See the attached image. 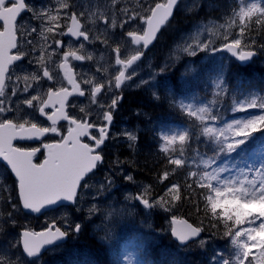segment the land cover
Here are the masks:
<instances>
[{"label":"snow or ice","instance_id":"snow-or-ice-1","mask_svg":"<svg viewBox=\"0 0 264 264\" xmlns=\"http://www.w3.org/2000/svg\"><path fill=\"white\" fill-rule=\"evenodd\" d=\"M177 4L178 0L155 2L154 6L147 5L141 14L124 5L123 0H104L103 5L95 11H77L79 5L71 0H59L56 6L41 9L30 7L26 0H0V163H4L5 169H10L15 178L10 192L0 184V200L4 201L5 207L12 209L6 216L0 212V264H36L34 258L39 257L45 245L63 242L70 235L69 230H62L53 222L43 232L25 228L13 239H8L10 229L16 224L15 212L27 210L40 213L42 210L79 203V190L87 187L86 177L94 175L98 164L103 162L101 146L108 138L106 129L113 120L112 110L122 98L112 89L120 90L126 81L133 79L136 75L133 66L141 61L145 50L157 39V34L172 17ZM234 5L226 13L227 19L223 24L219 27L204 25L202 31L209 33V36L203 40L193 39L183 48V52L196 56L199 51H223L230 53L243 66L251 62L258 51H264V44L257 45L256 38L251 36L254 27L258 34L264 30V0H234ZM26 12L32 13V18L41 22L39 29L36 26L29 29L20 23L22 14ZM82 20H91L93 24L102 21L100 35H90L91 30ZM137 24L140 25L139 30H127ZM116 28L123 30L121 35L132 45L142 47H138L127 58H122L118 43L112 47L115 65L118 66V74L112 79L107 83H98L94 79L78 81L70 59L84 61L92 60L93 57L91 54H79L84 48L83 43L79 49H73L69 43V50L63 52L58 67L63 73V80L72 90L69 91L65 86H49L46 94L38 91L43 87L41 81L56 83V77L47 66L64 47L61 40L55 39L56 36H70L76 40L82 37L83 41L91 43L100 40L107 45L114 35V31L110 30ZM37 32L45 41L49 39L46 34H51L52 43L37 49L33 41L27 39ZM196 35L199 36V33ZM26 59L28 64H36L37 69L27 72L23 68ZM166 68L167 65L161 72ZM129 69L131 73L126 74ZM18 71L24 74L17 75ZM229 71L230 67L222 63L209 77L212 98H205L206 102H185L173 89L166 90L173 98L172 107L199 123L161 129L157 136L159 151L165 154L168 164L175 166L173 172L186 166L191 169L187 172L186 188L189 192L199 190L196 210L203 211L209 228L214 230L208 238H204L201 233L207 229L202 226L203 221L201 226H193L187 220L173 217L170 232L178 242L177 252L190 244L208 248L212 238L221 235L228 243V251L213 249L208 264H264V160L258 166L249 163L241 166V162L253 154L249 151L252 145L258 144L264 150V94L246 88L240 79L229 81ZM81 83L89 85L90 102L107 109L101 112V119L106 122L103 125L97 126L88 118H70L65 112L70 96H85ZM141 84H150V81L141 80ZM106 90L111 92V102L107 105L99 103L97 99ZM153 95L158 98V92ZM13 97L16 99L13 100ZM49 108L53 109L51 114L46 112ZM251 109L261 111L251 112ZM222 110L232 113L230 120L224 119ZM80 111L86 117L90 116L85 108ZM36 112L51 121V125L40 126L38 122H33ZM237 112L244 115L237 116ZM61 119L70 124L66 136L57 128L58 120ZM97 127L99 136L92 135L91 130ZM194 128L199 129L198 134L193 131ZM49 133L60 135V140L43 143L42 148L18 147L13 143L18 140H40ZM125 135L131 142L137 140L131 132ZM82 138H87L89 142H83ZM201 145L206 151L200 150ZM186 152L193 155L186 157ZM38 154L43 155V159L37 162ZM169 174L165 171L162 180L168 179ZM124 179L134 181L131 175H126ZM112 184L110 179L106 185L102 183L97 194H103ZM4 192H8L7 198ZM168 196V199L160 197L154 200L145 188L136 195H126L125 201H138L148 210L163 207L169 211L175 202L184 198L180 185L169 187ZM130 206L135 208L136 204ZM99 212L96 204L89 209L90 216ZM104 216L107 220L112 213H105ZM81 228V224L76 223L71 227V233L79 234ZM100 239L101 243H108L104 237ZM143 250L144 243L141 240L136 244V251L139 253ZM122 260L125 264H146L145 260L134 258L133 253L127 250ZM116 264H120L119 260ZM170 264H179L178 258L173 256Z\"/></svg>","mask_w":264,"mask_h":264},{"label":"rangeland","instance_id":"rangeland-1","mask_svg":"<svg viewBox=\"0 0 264 264\" xmlns=\"http://www.w3.org/2000/svg\"><path fill=\"white\" fill-rule=\"evenodd\" d=\"M58 2L59 0H32L30 1V7H33L35 9L54 7L58 4ZM71 2H75L79 5L77 11H95L97 8L103 5L104 0H71ZM155 2H166V0H123L124 5H126L130 9L141 12V14H143L144 8H146L147 5L151 4L152 6H154ZM196 2L197 0H181L178 5V9L182 11L192 10L194 7L199 8L197 7ZM234 6L235 5L233 1L232 6L229 7L228 12H230L231 8ZM226 19L227 15L224 16L221 20L209 19L194 23L187 31H185L178 37L172 48L168 49L164 55L160 53L156 54L157 58L155 60V65H152L151 60L148 59L145 63L146 68L141 67V69L137 71V74H140L141 77L135 84L138 87V89L136 90L144 89L146 90L145 92L147 94H150L152 97L154 96V92H158V95L161 93L165 94L168 87L166 85V80L164 77L166 74L174 73L175 76L180 78L182 84L184 85V89H190L192 95L191 97H180L184 99L185 102L191 101L193 103H202L206 102L205 98H207V100H210L212 98V88L210 87L209 77L218 70V66L222 63L230 67V65H232L234 62L233 58L226 53L210 51H199L197 52L196 56H190L183 52V48L187 44L192 43L193 39L203 40L209 36V33L202 31L204 25H216L217 27H219V25L223 24ZM21 23L29 29L33 26H36L39 29L41 22L33 19L32 13L29 12V14L22 20ZM82 23H86V27L91 30L90 33L92 36L100 35L99 30L102 28V21L97 24H93L91 20H88L87 22L82 20ZM139 28L140 25L137 24L133 25L127 30H139ZM110 31H114V35L109 39L107 45L101 43L100 40H96L94 43H91L89 49L86 50L87 43L83 41L84 48L81 50L80 54L85 56L91 54L93 59L91 63L88 62L89 60L85 59V62L80 65L81 68L79 69V71L82 79L91 80L92 78L95 81L106 79L105 83H107V81L112 78L111 69L108 63L110 62L111 58L115 57V53H113L111 50L112 47H114L118 43L121 48L122 55L124 51H129L130 54L134 53V51L137 49L136 45H132L126 37L121 35V32L123 30H121L120 28H116L115 30ZM221 31L223 30L221 29ZM197 33H199V36L196 35ZM46 35H48L49 37V34ZM101 38L103 39V37ZM27 39L32 40L33 45L37 49L47 47L49 40L48 39L47 41H45L42 36H40L39 32L33 33L31 36H28ZM55 39H57V37H55ZM218 45L219 41L217 42V46ZM79 46L80 44H78L77 47L79 48ZM25 47L27 46L25 45ZM258 57L264 63V51H262V55ZM55 59V56H53L52 60L47 65L54 76L59 74L58 67L54 64ZM28 65H23V68L27 72H30L28 70ZM166 65V70L164 72H161V69L165 68ZM178 66H180L179 72L177 70ZM168 67L170 68L168 69ZM190 69H194V71H189ZM92 72L97 75H91ZM143 73H146V75H142ZM23 74V71L17 72V75L22 76ZM13 79H15V77H13ZM141 80L150 81V84H141ZM151 85H156V87L153 88ZM201 85H204L205 93L197 88V86ZM87 87H89V85H87ZM146 87L151 91L148 92ZM42 89L43 88H39L38 91L42 92ZM174 92L177 94L176 90ZM8 95L10 96V88L8 91ZM177 96H179V94H177ZM12 99L15 100L16 98L13 97ZM172 99L173 98H171L170 103H166L171 107V109L177 111L178 109L176 110V108L172 107ZM260 111L261 110L259 109L258 111L251 112ZM141 113L145 121L152 120V118L148 116V114H146V111L144 109H141ZM20 114L23 115L22 112ZM221 114L224 116L225 120H230V117L232 115L231 112L224 110H222ZM235 115L242 116L244 115V113L237 112ZM188 119L192 120L193 125L199 123L198 121H195V118ZM130 120L131 116L129 117V122ZM168 120H170L168 114L161 115L159 116L158 121L149 124V129L151 128L154 134L151 139L154 140V145L155 147L157 146L158 149L160 141H158L157 136L161 129L168 130L184 126L174 125V123L172 122L167 125L166 123L170 122ZM157 124L158 126H156ZM139 130V125L132 126L130 125V123H127L120 129L116 130V135L118 137H123V139L121 142L117 141V143L119 144L116 146L115 155H113L111 164L109 165L110 169L108 171L103 170L87 180V187L82 188L79 195V203L77 205H74L72 207H63L55 211L42 214L39 217L26 213L23 210L24 213L27 214L26 217H23L25 221H23L22 223L16 222L13 227L17 230V232L11 231L8 239H13V237H16L19 232H21L25 228L32 231H38L48 228L51 224H53V222H55L57 226L61 227L62 229L69 230L71 238L76 239L81 232L74 235L71 233V227H74L76 223H79L82 226V230L88 227L91 231V234L97 236L99 239L101 237H104L108 241L106 245L111 251L113 260L115 262L119 260L120 264H125V262L122 260V256L125 250L132 252L134 258H137L132 249L134 241L138 243L141 240L144 241L148 238L161 236L165 231L170 232V222L172 218L182 217L180 214L176 213L172 207L169 211H165L163 207H154L151 210H148L140 205L138 201H125L126 195H136L145 188L149 190L150 196L154 200H159L160 197H165V199H168V188L173 185L172 184L168 187L166 186L163 189L160 186H157L156 188L153 186L152 188L150 184H145L144 182H140L136 179H134L133 182L124 179L126 175L132 176V174L131 172L130 174H128L126 168L127 161L129 160H124L120 154V151L123 150L122 145L127 149V153L130 150L132 151L130 155H134V149H136V145L138 144L135 143L133 145L134 142L129 141L125 133L131 132L137 137V132ZM196 130L197 132L199 131L198 128L193 129V131ZM130 144L132 146H130ZM185 155L186 157H191L193 154L186 152ZM261 156L262 154L257 153L256 156L253 157L248 163L258 166ZM117 161H119L120 163H117ZM122 166L126 168V171L123 173V175L116 173L117 168ZM109 179L113 182L112 187L110 189H105L103 194L98 195L97 193L100 190V185L102 183L106 185ZM0 184H3L5 187H7L9 192L13 188L12 186H10V182H7L6 180L3 181L2 178H0ZM155 192H157L158 194H156ZM133 203L136 204L135 208H132L130 206ZM93 204H96V206L100 209V212L90 216L89 209ZM77 208L81 210L77 211ZM109 212L112 213V216L106 220L104 214ZM163 214H168V216H164ZM33 218L36 219L34 223L39 227L38 229L32 228L31 223L33 222ZM19 226L22 227L18 229ZM202 237L208 238L207 235H203ZM63 246L64 245H58L50 249L49 252H58L59 250L63 249ZM253 251L255 252L256 250L254 249ZM40 258L41 257L35 258L36 264L40 262Z\"/></svg>","mask_w":264,"mask_h":264},{"label":"trees","instance_id":"trees-1","mask_svg":"<svg viewBox=\"0 0 264 264\" xmlns=\"http://www.w3.org/2000/svg\"><path fill=\"white\" fill-rule=\"evenodd\" d=\"M234 0H197V7L192 10H177L175 17L168 22V24L162 29V33L159 38V42L156 46L158 53L164 55L165 52L172 48L177 41L178 37L187 31L194 23L201 20L209 19H223L228 13L229 7L232 6ZM173 29V30H171ZM171 30V31H170ZM251 36L256 38L257 45L264 44V30L257 33L255 27L251 33ZM262 55V51H259ZM180 66L177 67L179 72ZM177 72V73H178ZM240 79L244 82L246 88L256 89L261 94H264V63L257 57L253 62L241 66L238 62L234 61L230 65V71L228 72V80L235 82ZM197 88L205 93L204 85L197 86ZM173 90L179 94V97L189 98L191 97L190 89H184L179 77L174 76ZM146 90L140 89L129 93L130 104V125H139L140 130L137 132L138 144L134 149V155H130L132 151L126 152L127 149L122 145L123 150L120 154L124 160L127 161L128 174H132L133 178L150 184L156 188L160 186L162 189L172 184H179L181 187L182 198L180 201L175 202L172 208L176 213L182 217L187 218L189 221L197 226H201L203 221V227L207 229L203 235L210 236V233L214 230L209 228L208 220L205 218L203 211H197L196 205L198 202L197 191L189 192L186 188V182H188L187 172L191 170L188 166L184 168L173 169L175 166L168 164L165 154L159 151L158 147L154 145V140L151 138L154 136L153 130L149 129V124L152 123L153 117L167 115L169 116L168 123L171 122L174 125H193L191 119H188L179 110L174 111L165 101H155V98L145 92ZM146 108L148 115L152 116V120L145 121L143 119L141 109ZM125 107L122 106V115L124 114ZM145 110V109H144ZM156 128V127H155ZM197 134V130L195 131ZM259 135V134H256ZM200 150L206 151L203 145ZM253 154L246 157L245 161L241 162V166L244 163L251 161L256 154H262L261 160H264V150H261L259 145H252L249 149ZM191 153V152H187ZM129 162V164H128ZM168 171L169 177L166 180H162L163 173ZM10 179H13L10 176ZM154 190V189H153ZM158 194L157 192H155ZM8 193L4 192V197L7 198ZM13 199H15V193H12ZM191 197V198H189ZM201 209L203 208L202 201L199 202ZM8 211H12L10 207H5L4 201L0 202V212H3L6 216ZM164 215V214H163ZM27 214L23 210L15 212L14 218L17 223L25 221L23 217ZM164 216H168L165 214ZM78 218V217H77ZM36 221L33 218L31 223L33 229H38L34 223ZM22 226H19L20 229ZM11 231L17 232L14 227ZM19 231V230H18ZM21 231V230H20ZM222 231V230H221ZM81 233L76 239L71 238L63 246L62 250L58 252H45L40 258L38 264H116L113 260L111 251L105 243H101V240L91 234L88 227L84 230L81 229ZM20 233V232H19ZM144 250L142 252L136 251L137 242L134 241L133 251L137 256V259H143L146 264H170L173 256L178 258L179 264H208L207 260L213 255V249L228 251V243L222 238L221 235H216L212 238L211 246L208 248H201L197 244H190L188 247L182 248L177 252L178 243L171 236L170 232H163L161 236H155L143 241Z\"/></svg>","mask_w":264,"mask_h":264},{"label":"flooded vegetation","instance_id":"flooded-vegetation-1","mask_svg":"<svg viewBox=\"0 0 264 264\" xmlns=\"http://www.w3.org/2000/svg\"><path fill=\"white\" fill-rule=\"evenodd\" d=\"M30 1L32 0H26V2L30 5ZM29 14V12H26L24 14H22L23 16V19ZM22 19V20H23ZM22 20L20 21V23L22 22ZM82 22V21H81ZM162 33V32H161ZM161 33L158 35V38L156 40V42L150 46L147 50H145V55L142 57L141 61H138L133 67L135 68L136 70V75L133 76V79L132 80H129V81H126L125 85L122 86V88L120 90H116V89H112L113 92H117L120 96H122V98L120 99L117 107L115 109H113V120L111 122V124L108 126V128L106 129L107 133H108V138L105 140V143L104 145L101 146L102 148V152H101V155L103 156V162L98 164L97 166V169L95 170V173L94 175L100 173L101 171H108L110 169L109 165L111 164V160H112V157L113 155H115V151H116V146L119 144L117 143V141L121 142L123 137H118L116 135V130L117 129H120L122 126H124L125 124L129 123V117H130V104H131V101L129 99V93L132 92V91H135L136 89H138V87L135 85L136 82L140 79L141 75L140 74H137V71L141 69V67H144L146 68L145 66V63L147 62L148 59L151 60V63L152 65L154 64L155 65V60L157 58L156 54L158 53L157 51V44L159 42V38H160V35ZM91 35V33H90ZM57 39L61 40L64 44V47L61 48L58 52V54L55 56V65L58 67L59 63H60V60H61V57H62V54L64 51L66 50H69L68 48V45L69 43H71V46L73 49H79L77 46L78 44H81L83 43V38L81 37L80 40H76L75 38L73 37H70V36H56ZM52 36L51 34H49V40H48V44L52 43ZM87 44V48L86 50L89 49L90 45H91V42H88V41H85ZM47 44V45H48ZM53 47H55V45L53 44ZM138 47H142V46H137ZM130 48V47H128ZM51 51V49H50ZM81 53V50L79 52V54ZM131 54H134V53H130L129 54V51H124L123 55H122V58H127L128 56H130ZM92 60H89L88 62L91 63ZM70 64L73 66V70H74V73L76 74V77H77V80L78 81H82L83 79L81 78V74H80V71L79 69L81 68V64L85 62L84 61H75V60H71L70 59ZM23 65H28V60L26 59L23 63ZM110 69H111V75H112V78L118 74L117 72V67L115 65V57L114 58H111L110 62L108 63ZM156 67V66H154ZM170 67H168L169 69ZM37 69V65L36 64H29L28 65V70L30 72L34 71ZM91 69V68H90ZM131 69L128 70V73L126 74H129L131 73ZM58 72L59 74H57L55 77H56V83L53 84V82H47V81H41V84L43 85V89H42V93H45L47 92V89L49 86H53L54 88H58L60 86H65V87H68L69 88V91H71V86L67 84V81H64L63 80V73L62 71L59 69L58 67ZM42 75V73H41ZM91 75H97L95 73H91ZM142 75H146V73H143ZM174 76L175 74L174 73H171V74H166L165 75V80H166V85L168 88H171L173 89V82H174ZM111 78V79H112ZM91 80H93L91 78ZM98 83H105L106 82V79H103L101 81H96ZM113 83H114V80H113ZM146 85V84H145ZM144 86V85H143ZM81 87L82 89L85 90V96H78L76 94H73L72 96L69 97V100H68V103L66 104L65 106V112L68 114V116L70 118H77V119H81V118H88L90 120V122L96 124L97 126H100V125H103L104 122L102 119H101V112L104 111V110H107L106 108L105 109H101L98 107L97 104H92L90 102V93H89V87H87V85L81 83ZM147 91H151L149 88H147ZM155 98V101H165V102H168L170 103L171 101V96L168 95V93L166 92L165 94H159L158 95V98L156 96H153ZM44 99H46V95H44L43 97ZM98 102L99 103H103L105 105L107 104H110L111 102V92L109 91H105V92H102L99 96H98ZM122 106L125 107L127 110H125L124 114L122 115ZM58 107V105H57ZM81 108H85L87 111L90 112V116L86 117L85 116V113H82L80 110ZM146 113H148V110L146 108H144ZM53 111V109L49 108V109H46V112L48 114H51ZM150 116V115H148ZM35 117L36 119L33 120V122H38V124L40 126H50L51 125V121H47L46 117H41L39 115L38 112L35 113ZM152 118V116H150ZM159 120V116H156V117H153V120L152 122H156ZM70 126L69 124V121L67 120H60L58 123H57V128L59 130V132L62 134V135H67V129L68 127ZM91 134L92 135H96V136H99V132H98V127L97 128H93L91 130ZM61 138L60 135L58 134H54V133H49L47 134L45 137H42L40 140H28V141H14V144L18 147H24V148H33V147H41L42 148V144L43 143H54L56 141H59ZM83 139V142H89V140L87 138H82ZM138 141V140H137ZM137 141H135L133 143V145L135 143H138ZM114 150V151H113ZM43 159V155L41 154H38L37 156V162L39 160H42ZM127 168V167H126ZM126 168L125 167H119L117 168L116 170V173L118 174H122L126 171ZM93 174H91L86 180H88L90 177L94 176ZM10 176L13 178V179H10ZM0 178L3 179V181H7V182H10V186L13 187V181H14V176L10 173V170L9 169H5L4 167V163H0ZM1 202V200H0Z\"/></svg>","mask_w":264,"mask_h":264},{"label":"water","instance_id":"water-1","mask_svg":"<svg viewBox=\"0 0 264 264\" xmlns=\"http://www.w3.org/2000/svg\"><path fill=\"white\" fill-rule=\"evenodd\" d=\"M180 1L181 0H178V4H177V6L174 8V10H173V15H172V17L170 18V19H172L173 17H174V15H175V13H176V10H177V8H178V5H179V3H180ZM161 3H164V2H161ZM169 19V20H170ZM167 23V22H166ZM166 23H165V25H166ZM165 25H163L162 27H161V30H162V28L165 26ZM161 30H160V32H161ZM159 32V33H160ZM159 33L157 34V38H158V35H159ZM157 40V39H156ZM156 40L151 44V45H149V47L150 46H152L155 42H156ZM220 52H223V51H220ZM227 53V52H226ZM230 56H231V54L230 53H228ZM259 55V52L257 53V56ZM257 56H255L254 58H253V60L257 57ZM252 60V61H253ZM251 61V62H252ZM250 63V62H249ZM253 110H258V109H251L250 111H253ZM62 120V119H61ZM60 120H58V122H59ZM14 143V142H13ZM87 178V177H86ZM81 190V189H80ZM79 190V191H80ZM55 209H58V208H54V210ZM51 210H53V209H49V210H42L40 213H34V212H29V211H27V210H24L25 212H27V213H29V214H33V215H35V216H40V215H42V214H44V213H46V212H48V211H51ZM177 219H183V220H187L188 221V223L189 224H192L193 226H197V225H195V224H193L191 221H189L187 218H185V217H182V218H177ZM56 224V223H55ZM52 225V224H51ZM50 225V226H51ZM49 226V227H50ZM56 226H57V224H56ZM48 227V228H49ZM57 227H59V226H57ZM61 228V227H60ZM47 228H45V229H41V230H38V231H35V232H43V231H45ZM62 229V228H61ZM54 230V229H53ZM62 230H64V229H62ZM204 233V232H203ZM203 233H201V236H203ZM174 238V237H173ZM68 239H69V236L63 241V242H61V241H57L55 244H53V245H45V247H44V249H42L41 250V254L39 255V257L40 256H42L46 251H48L50 248H53V247H55V246H58V245H61V244H64V243H66L67 241H68ZM175 239V238H174ZM176 241V240H175ZM177 242V241H176Z\"/></svg>","mask_w":264,"mask_h":264},{"label":"bare ground","instance_id":"bare-ground-1","mask_svg":"<svg viewBox=\"0 0 264 264\" xmlns=\"http://www.w3.org/2000/svg\"><path fill=\"white\" fill-rule=\"evenodd\" d=\"M161 59V58H160Z\"/></svg>","mask_w":264,"mask_h":264}]
</instances>
